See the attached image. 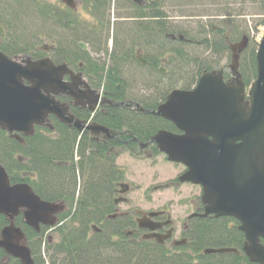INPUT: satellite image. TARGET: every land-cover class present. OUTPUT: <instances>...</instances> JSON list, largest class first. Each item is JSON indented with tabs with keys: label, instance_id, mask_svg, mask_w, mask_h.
<instances>
[{
	"label": "trees",
	"instance_id": "obj_1",
	"mask_svg": "<svg viewBox=\"0 0 264 264\" xmlns=\"http://www.w3.org/2000/svg\"><path fill=\"white\" fill-rule=\"evenodd\" d=\"M111 1L86 0L87 10L94 20L85 27V35H82L79 32L82 23L71 17L76 11L67 9L68 13L64 14L60 8L50 9L48 4L35 0H0V19L8 27L0 51L6 56L28 55L39 59L45 55L35 48V42L41 44L38 32L50 27L52 19L54 27L65 29L68 36L70 34V40L72 37L88 43L91 53H104L108 57L107 64L93 61L77 43L68 48L65 41L68 36L63 37V34L59 41L64 49L54 45L51 56L54 63L68 65L86 59L87 68L83 73L89 85L102 91L105 96L102 103L110 101L111 104L104 106V112H91L70 105L67 96L58 99L76 119L91 120L107 127L112 138H98L80 132L51 115L44 125L35 126L31 135H20V139L0 127V165L5 168L10 182L27 183L40 199L58 202L62 206L48 239H44L48 228L34 232L24 225L21 214L13 220L14 225L25 233L34 264L247 263L245 256L235 254H201L206 248L243 247L244 232L228 224L229 218L222 215L190 221L189 243L177 251L121 236L112 239L104 236L108 235L105 230L101 234H91L92 221L109 208V196L115 183L125 177L124 168L116 163L117 157L122 152L140 159L154 158L159 154L155 145L144 151L139 143L149 142L161 132L163 119L154 114V110L173 89H188L205 73H216L220 69L224 78L235 75L230 69L229 73L225 72L219 66V60L224 57L231 60L230 44L242 40L245 43L238 51L236 71L245 89L255 80L257 69L255 53L259 43L250 37L246 26L232 23L229 28L224 23L221 27L211 25L209 20L206 21L209 27H206L200 19L207 13L183 14L187 7L200 1L209 3L207 0H143L141 5L132 0ZM253 1L260 4L264 12L263 1ZM111 5L120 11L116 16L108 14ZM166 8L180 12L181 16L195 18L189 22L194 23L195 28L172 29L167 11H163ZM230 8L228 10L232 13L234 8ZM111 17L123 21L117 25L108 50ZM137 48L141 49L146 65L137 61ZM134 102L141 103L138 110L133 109ZM8 222L0 215V231ZM261 244L264 246V240ZM43 248L48 255L47 262L42 257ZM4 257L6 255L0 249V260ZM7 264H20V261L8 257Z\"/></svg>",
	"mask_w": 264,
	"mask_h": 264
},
{
	"label": "water",
	"instance_id": "obj_2",
	"mask_svg": "<svg viewBox=\"0 0 264 264\" xmlns=\"http://www.w3.org/2000/svg\"><path fill=\"white\" fill-rule=\"evenodd\" d=\"M61 1L75 7L74 0ZM134 1L141 4V0ZM225 38L228 40V35ZM244 43L230 44V69L238 84L226 86L219 71L216 75H202L193 90L173 89L155 113L169 118L185 134L162 133L152 141L161 145L160 150L170 161L186 166L181 181L203 188V201L208 204L205 214L233 216L241 222L239 229L245 237L242 251L251 262L264 264V247L260 244V239L264 240V32L255 53L256 78L248 91V110L243 82L236 71L238 51ZM79 46L87 49L83 43ZM136 59L146 63L139 50ZM69 72L65 64L55 65L49 58L19 63L0 52L1 129L29 136L34 126L44 125L52 115L79 131L108 132L102 126L82 125L55 99L57 94L65 93L78 104L92 94L90 89L79 91L76 81L69 84L64 81V75ZM87 102L96 106L99 96ZM4 170L0 165V214L10 222L1 229L0 249L20 264H34L30 249L22 243L24 234L14 226L13 218L21 211L23 222L38 231L40 225L53 224L60 207L41 200L25 183L11 185ZM118 186L125 188L123 192L128 191V185ZM238 252L235 248H206L202 255Z\"/></svg>",
	"mask_w": 264,
	"mask_h": 264
},
{
	"label": "rangeland",
	"instance_id": "obj_3",
	"mask_svg": "<svg viewBox=\"0 0 264 264\" xmlns=\"http://www.w3.org/2000/svg\"><path fill=\"white\" fill-rule=\"evenodd\" d=\"M113 1V0H112ZM111 1V2H112ZM209 3H202L200 1L199 4L193 5L191 7H187L188 9L183 13L186 15H191L193 13L198 14V12L201 14V12H205L208 15L202 16L201 21H211V25H221L224 23H227L229 21V24L232 25L234 23L235 25L240 26H246L249 30L248 33H250V37L255 39L259 42V40L262 37V33L264 31V12L262 8L260 7V4L255 3L253 0H207ZM234 8L233 12L229 11L231 8ZM76 12L74 13V16H71L77 23H82L83 28H80L79 32L82 35H85V27L88 26L89 23L93 19V15H90L89 11L86 10L87 7L81 3H77L76 6ZM110 11H108V14L112 13V15L116 16L117 13H120V11L116 10L115 8L111 7L109 8ZM205 10V11H204ZM163 11H167V15L169 18H167L171 23L169 26H171L172 29H183L187 26H190L192 28H195V25L189 24V22L195 18L192 17H185L181 16L180 12L172 10L170 8H166ZM229 11V15H225V12ZM235 11V12H234ZM238 11V13H237ZM124 12V11H123ZM122 13V12H121ZM237 14V15H236ZM239 14V15H238ZM176 15V16H175ZM111 16V15H110ZM70 17V18H71ZM71 18V19H72ZM51 20V23L49 22L50 27L48 26L47 29H44L45 31L38 32V37L42 39V42L40 44H37L35 42V48L37 49L42 44H54L56 47H60L64 49V46L62 47L61 41H59V38L64 35L63 37L68 36V32L65 31V29L61 30L59 27H54L55 22ZM123 20L120 19H112L110 18V30H109V39H108V49H111V43H112V37L116 35V27L117 25L122 22ZM220 21V22H218ZM187 22V24H186ZM90 25V24H89ZM233 26V25H232ZM54 27V28H53ZM206 27H209L208 25ZM48 34V38L45 37ZM70 36V34H69ZM68 36V40H65L68 42V48L73 47L77 41L72 37L70 40V37ZM74 37V36H73ZM71 43V44H70ZM99 53L96 55V57H100ZM104 59H107V56L105 55ZM15 60L17 62H25L28 60V57L25 55H19L15 57ZM80 61V60H78ZM75 61V62H78ZM86 61V59H85ZM220 64L219 66H222L225 70V72L229 73V69L232 65V60H228L227 57L221 58L219 60ZM231 71V70H230ZM229 81V85L236 86L237 80L233 76H231ZM86 79L83 78L82 83H85ZM248 90H244V104L246 110H248L249 100H248ZM96 94L93 93V96L91 99H95L98 97ZM88 104V103H87ZM89 107H95V104L91 103L88 104ZM117 165L124 168L126 172V180L131 183V185L135 186V189L129 193L128 198L131 199L132 203L135 206H138L140 208H161L163 206H167V208L170 211L171 217L174 219L176 225L181 224L188 213L190 214L191 206L189 205L190 199H193V195L198 191V188H194L191 185L187 183H181V185L169 187V188H153L157 187L161 184L168 183L171 179L176 178V176L179 174V172L182 171L181 165H175L173 163H170L167 161L166 157L164 155H160L156 158L154 162H151L150 159H134L126 152H123L118 158H117ZM23 243V241H22ZM24 244V243H23ZM43 259L47 262V253L44 251V248L41 250ZM45 252V253H44ZM4 263L6 264V260H4ZM48 264V263H47Z\"/></svg>",
	"mask_w": 264,
	"mask_h": 264
},
{
	"label": "flooded vegetation",
	"instance_id": "obj_4",
	"mask_svg": "<svg viewBox=\"0 0 264 264\" xmlns=\"http://www.w3.org/2000/svg\"><path fill=\"white\" fill-rule=\"evenodd\" d=\"M35 1L48 4L51 7L50 9H53L52 7H56L57 9L60 8V10L64 14L68 13L66 11L67 9H69L70 11H75L77 9L76 8L77 3H81L85 5V7H87L86 0H83V2L81 0H74V3H75L74 8L68 7L61 0H35ZM5 23H6L5 21L0 19V45L3 44L2 41L6 37L5 34H7V30H8L7 24ZM53 46L49 48L48 52L45 51L44 53L47 52L46 54L51 57L52 56L51 48H53ZM86 46H87L86 47L87 49L80 48V50H84L85 52L89 53L88 51L89 47L87 44ZM43 56H46V55H43ZM90 58L92 60H98L94 55L91 56V54H90ZM102 61L103 60L99 58L98 62H102ZM54 64H57V63H54ZM78 65L79 66L75 67L74 64L70 63L68 67L70 68L72 73L66 74L64 76V79L68 83L70 81L71 82L76 81L78 84L80 83L78 87L80 88V91H83V89L85 90V88L87 87L84 83H82L83 77L85 78L84 73L82 72H84L83 70L87 68V64L85 62H80ZM223 80L226 84H228L230 81V79L228 78H223ZM195 85L191 86L188 89H184V90L185 91L193 90ZM101 95H102L101 104L97 107V110L104 112L105 111L104 106L107 104H111V103H109L110 101L106 103H102L103 100L105 99L104 98L105 96L103 94ZM87 96L89 97V99H91L93 94H89ZM70 103L72 104L71 100H69V104ZM134 103H136V106L134 105L133 109L138 110L139 105L141 106V103L139 102H134ZM155 112L156 110H154V114ZM160 117L163 119V123H164V127L160 129L161 131L160 133L171 134L173 136L174 135L182 136L185 134L183 131L178 129L177 126L170 119L166 118L165 116H161V115ZM104 128H106L108 132L100 131L94 134L93 136H96L98 138H105V139L112 138L113 135L111 134L110 130L107 127H104ZM83 133H89V132L84 130ZM152 138L149 140V142L142 143L144 145L142 147L145 149L144 151H148L147 149L150 145H155L156 147L159 146L158 143H156L155 141H152ZM160 155H164V157H166L167 159V156L161 151L159 152L157 156L159 157ZM133 158H136V157H133ZM137 159L141 160L139 158ZM168 162L173 163L175 165H181L182 171L179 172L176 178L171 179L168 183L161 184V185L157 184V186H161V187L163 186L162 188H169V187L181 185V183H187L194 188H198V191L192 197L193 199H190V202H189V205L191 206L190 214L188 213L185 220L181 224L176 225L174 219L170 215V211L167 208V206H163L161 208H152V209L151 208H140L138 206H135L132 203L131 199L128 198L127 196L129 195V193H131L135 189V186L131 185V183H129L125 178L124 180L122 179L120 182L115 183V186L112 189V192L110 193V196H109V201H110V205L108 206L109 208L102 214V216H98L96 217L95 221H92L91 225H95V228H91V227L89 228L91 234H101L102 231L105 230V232L108 233V235H104V236H107V237L110 236L112 237V239L113 238L120 239V236H121V238H125L130 241H137V242L143 241V242H149V244L151 243L153 245L154 244L159 245L169 251H177L181 249L182 247H185L189 243L190 235L188 234H189V228H190V221H195L196 219H205V218L212 219L214 215L213 214L207 215L204 213L205 207L208 204L203 201V197H202L203 188L199 184L180 181L181 175L185 173L187 168L182 163L171 162V161H168ZM122 183L129 184V187H127L128 192H123L125 188L118 186V184H122ZM226 217L229 218L228 224L234 225L237 227L241 225V222H239L237 218L233 216H226ZM55 219H57V214L55 215L54 220ZM90 236H94V235H90ZM158 240H160V242H158ZM243 240L245 241L244 236H243ZM261 241L262 239H260V242ZM244 243L245 242H243L241 246H243ZM242 249L243 247L238 249L239 254H235V255L245 256L248 259L247 260L248 264H255L249 260L248 256H246V254L242 251ZM247 263H244V264H247ZM256 264H260V263H256Z\"/></svg>",
	"mask_w": 264,
	"mask_h": 264
}]
</instances>
